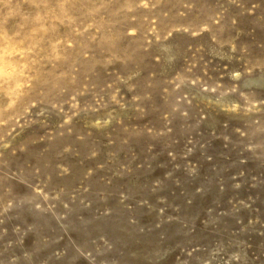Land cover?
Instances as JSON below:
<instances>
[{
    "label": "rangeland",
    "instance_id": "rangeland-1",
    "mask_svg": "<svg viewBox=\"0 0 264 264\" xmlns=\"http://www.w3.org/2000/svg\"><path fill=\"white\" fill-rule=\"evenodd\" d=\"M0 264H264V0H0Z\"/></svg>",
    "mask_w": 264,
    "mask_h": 264
}]
</instances>
